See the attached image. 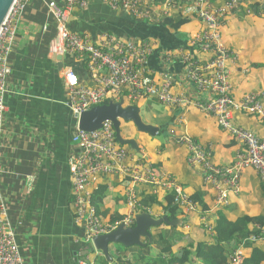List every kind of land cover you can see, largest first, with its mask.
Here are the masks:
<instances>
[{
    "label": "crops",
    "instance_id": "0c3cea01",
    "mask_svg": "<svg viewBox=\"0 0 264 264\" xmlns=\"http://www.w3.org/2000/svg\"><path fill=\"white\" fill-rule=\"evenodd\" d=\"M65 1L30 0L18 23L17 36L8 58L12 72L7 81L6 112L2 123L1 192L24 264H76L75 258L79 254H89L88 259L92 264H111L116 261L110 251L111 262L102 254H91L83 241L82 227L73 219L69 168L72 159L79 153L71 142L77 120L66 105L69 90L63 74L66 70H72L81 84L91 87L92 83L81 61L64 55L59 66L53 60L56 30L47 3L55 2L61 7ZM227 1L212 0L211 4L217 7ZM254 1L248 0L237 11L229 13L221 34L225 47L235 56L234 61H227L234 100L239 101L248 93H260L264 106L262 86L253 84L249 79L251 71H255L249 59L251 61L259 46L264 47V12L254 13L253 10V13H247L249 4ZM258 1L264 4V0ZM152 16L151 22L134 19L122 11L111 10L101 0H89L85 11H73L69 29L88 36L95 46L105 35L136 41L149 40L154 47L149 58V69L154 79L160 82L165 75H170L174 79V93L183 92L190 102L208 101V95L198 93L187 82L178 59L170 57L166 60L167 56L172 55L171 52L180 50L194 54L202 62L212 58L211 53H203L198 47L192 48L190 45V40L201 31L203 25L195 16L184 14L182 8L164 15L158 5L152 9ZM120 100L114 98L115 102ZM153 100L165 111L163 116L153 115V119L163 121L165 118L173 124L168 132L165 161L160 151L157 150L156 156H153L154 153L143 148V141L149 135L137 132L132 123H121V135L124 139H139L142 144L136 143L141 154L128 150V146L123 147L133 158L129 161L130 165L149 168L160 182L171 177L185 196L198 191L209 195V211L206 213H201L198 206L193 209L182 207L188 216L183 225L184 231L191 229L192 222L198 216L204 238L210 241L213 222L219 211L231 219L244 215L264 217V186L254 170L243 172L237 195L230 193L224 205H217L215 188L203 182V169L188 164V149L181 141L183 135L211 149L210 161L214 166L230 167L234 162L240 146L230 134L218 127L215 118L205 115L193 105L185 110ZM123 101L127 105L132 103L126 99ZM146 123L159 128L155 134L157 136L159 125L150 119ZM232 125L248 130L257 137L264 135V125L257 116L235 111ZM98 185L106 187L103 201L97 208L99 214L106 219L123 215L127 211L124 195L133 185L117 177H100ZM226 187L229 188L224 185L222 189ZM142 189L159 196L170 191L161 186H134L138 199ZM141 213L137 210L136 215ZM143 213L155 219L167 217L164 209L157 214L153 209ZM255 243L264 244V241ZM176 245L179 251L186 242ZM237 249L244 258L247 257L242 246ZM115 252L116 257L121 255L120 250ZM153 253H156L154 247ZM124 260L131 261V256Z\"/></svg>",
    "mask_w": 264,
    "mask_h": 264
},
{
    "label": "built area",
    "instance_id": "2783aa9c",
    "mask_svg": "<svg viewBox=\"0 0 264 264\" xmlns=\"http://www.w3.org/2000/svg\"><path fill=\"white\" fill-rule=\"evenodd\" d=\"M30 0H14L2 25L0 26V264H24L16 242L13 226L8 217V210L1 192V168L3 135L2 123L6 112L5 96L7 81L11 74L8 58L17 36L18 23ZM108 8L122 11L134 19L151 22L152 9L160 5L164 15L182 8L184 14L195 16L203 25L190 40L191 47H198L203 53H211L212 58L202 62L192 53L182 50L171 52L178 59L185 72V79L193 88L209 96L206 102L195 101L182 93H174V79L165 75L157 82L149 69V58L153 53V43L149 40L136 41L112 35L103 36L98 46L93 45L86 35L73 33L69 21L73 11H85L89 0H66L64 6L48 2L47 8L53 17L56 30L52 53L57 56H72L85 66L91 87L81 84L72 70L63 74L65 86L69 90L66 102L72 115L78 117L93 107L115 102L114 98L135 102L144 98L155 99L165 106L187 109L193 105L205 115L215 118L218 127L230 134L239 144L234 162L230 167H217L210 161L211 149L199 145L187 135L181 138L188 149V164L203 169L204 184L215 188L217 205H224L230 193H239L240 180L244 171L254 170L264 186V135L255 136L252 132L232 125L235 111L257 116L264 125V106L260 93L245 94L235 101L229 80L227 61L235 60L234 54L225 47L221 29L229 13L238 10L248 0H228L221 6L213 7L212 0H101ZM247 13H251L249 10ZM122 99V100H123ZM71 142L79 153L70 163L72 183V207L74 222L84 231V242L91 246L95 237L109 234L120 225L124 228L134 226L139 208L138 196L134 186L153 185L174 191L175 203L193 209L194 205L171 177L160 182L155 173L141 165H130L133 160L129 151L119 145L115 130L110 121H105L101 128L93 131H81L76 127ZM100 177H117L132 184L125 197L123 215L116 219L103 218L93 204V196ZM228 186L222 189V186ZM252 242L264 241L253 236ZM93 246V245H92ZM96 254H101L94 250ZM89 254H79L76 264H92ZM244 255L236 250L229 255L230 264H242Z\"/></svg>",
    "mask_w": 264,
    "mask_h": 264
},
{
    "label": "trees",
    "instance_id": "16d2710c",
    "mask_svg": "<svg viewBox=\"0 0 264 264\" xmlns=\"http://www.w3.org/2000/svg\"><path fill=\"white\" fill-rule=\"evenodd\" d=\"M249 5L250 12L253 10H255L254 13L264 12V4L258 0ZM105 192V186L97 185L93 196V204L96 208L102 203ZM161 195L143 190L138 199V212L143 213L148 209H153L157 214L164 209L167 211V219L170 222L177 221L179 224L176 226L162 224L159 227L151 228L149 230L151 243H148L147 239H143L145 247L124 248L122 246L125 250L117 257L116 263L111 264H230L229 255L240 246L247 253L242 264H264V244L250 240L253 236L258 239L264 238L263 216L244 215L231 219L219 211L217 219L213 222V236L210 241H207L208 239L204 238L198 216L196 221L192 222L191 229L184 231L183 225L187 222L188 216L184 213L183 208L188 209V207L175 203L176 194L174 191L170 190ZM188 198L194 206H198L201 213L209 211L210 197L204 191L189 194ZM104 217H106L105 214ZM117 217L111 216L112 219ZM180 242H186V245L177 251L176 244ZM153 247H155L156 253H153ZM128 256H131V261L124 260Z\"/></svg>",
    "mask_w": 264,
    "mask_h": 264
},
{
    "label": "water",
    "instance_id": "95a60500",
    "mask_svg": "<svg viewBox=\"0 0 264 264\" xmlns=\"http://www.w3.org/2000/svg\"><path fill=\"white\" fill-rule=\"evenodd\" d=\"M14 0H0V26L8 14ZM53 60L60 64L62 63L61 56H53ZM105 121H110L115 130L116 140L121 146H128L136 153L141 154L138 145L133 139H124L121 135V123H132L137 132L147 134L150 137L155 136L159 128L145 124L140 116V109L133 104H125L121 99L118 102H109L108 104L93 107L87 112L82 113L77 120L79 130L86 132H93L101 128ZM176 226L179 222H170L167 217L155 219L147 213L136 215L134 226L131 228H124L119 226L109 234L95 237L92 245L87 248L90 252L94 250L99 251L104 258L111 262L109 256V245L118 244L124 248L130 247H145L146 244L142 241L147 239L151 243V235L149 230L151 228L159 227L160 225ZM88 253V250L87 252ZM85 253V254H86Z\"/></svg>",
    "mask_w": 264,
    "mask_h": 264
},
{
    "label": "rangeland",
    "instance_id": "374dc122",
    "mask_svg": "<svg viewBox=\"0 0 264 264\" xmlns=\"http://www.w3.org/2000/svg\"><path fill=\"white\" fill-rule=\"evenodd\" d=\"M264 41V38H263ZM249 63L253 65V68L255 71H251V75H249V79H251L252 83H257L258 86H262V89L264 90V47L259 46L255 51L254 54L251 56V61L249 59ZM254 72V73H253ZM131 104L137 106L140 109V116L142 121L146 123L150 119L151 122L157 123L160 127V132L157 136H147V139L144 140L143 148L146 151H150V153L153 156H156V151H160L161 155H164L168 152L166 149V144H169V129L173 126V124L170 121H167L163 119V121H159L156 119H153V115L156 117L163 116L165 113L163 107L156 103L151 98H145L138 102H132ZM137 143H141L139 139L136 140ZM128 150L132 151V149ZM165 161V160H164ZM155 248V247H154ZM117 250H120V252L124 251L125 249L122 248L121 245L118 244H110V252L112 254V257L114 258V261H117L116 252ZM93 254V253H91Z\"/></svg>",
    "mask_w": 264,
    "mask_h": 264
},
{
    "label": "clouds",
    "instance_id": "9594fccd",
    "mask_svg": "<svg viewBox=\"0 0 264 264\" xmlns=\"http://www.w3.org/2000/svg\"><path fill=\"white\" fill-rule=\"evenodd\" d=\"M111 102V101H110ZM108 104V103H107ZM105 105V104H104Z\"/></svg>",
    "mask_w": 264,
    "mask_h": 264
}]
</instances>
